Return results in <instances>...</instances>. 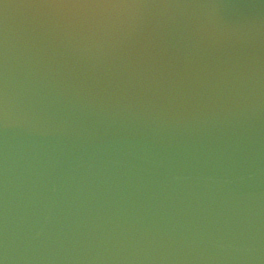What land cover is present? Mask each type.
I'll use <instances>...</instances> for the list:
<instances>
[{
  "label": "water",
  "instance_id": "95a60500",
  "mask_svg": "<svg viewBox=\"0 0 264 264\" xmlns=\"http://www.w3.org/2000/svg\"><path fill=\"white\" fill-rule=\"evenodd\" d=\"M30 2L0 3L8 264H264V0H129L110 31Z\"/></svg>",
  "mask_w": 264,
  "mask_h": 264
},
{
  "label": "clouds",
  "instance_id": "9594fccd",
  "mask_svg": "<svg viewBox=\"0 0 264 264\" xmlns=\"http://www.w3.org/2000/svg\"><path fill=\"white\" fill-rule=\"evenodd\" d=\"M149 7V5L139 3L127 4H108V5H68V6H53L47 7L51 9L67 10V15L71 17L69 24L73 27L87 29H100L102 31H110L111 26L115 23L114 17L122 14H132L136 10ZM163 7H171L164 5ZM6 9L8 7L6 6ZM0 123L6 128L9 125V95H8V76L7 64L4 65L3 71V88L0 89ZM55 185L53 191H55ZM9 255L8 249L5 247L0 251V264H8Z\"/></svg>",
  "mask_w": 264,
  "mask_h": 264
},
{
  "label": "snow or ice",
  "instance_id": "6c2138e0",
  "mask_svg": "<svg viewBox=\"0 0 264 264\" xmlns=\"http://www.w3.org/2000/svg\"><path fill=\"white\" fill-rule=\"evenodd\" d=\"M3 0H0L2 3ZM129 0H34L30 2V7H53L68 5H108V4H127ZM3 45L0 42V69L3 67Z\"/></svg>",
  "mask_w": 264,
  "mask_h": 264
}]
</instances>
